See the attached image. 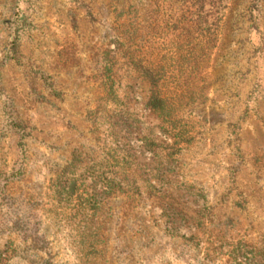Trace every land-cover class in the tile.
I'll use <instances>...</instances> for the list:
<instances>
[{"label":"rangeland","instance_id":"374dc122","mask_svg":"<svg viewBox=\"0 0 264 264\" xmlns=\"http://www.w3.org/2000/svg\"><path fill=\"white\" fill-rule=\"evenodd\" d=\"M169 2L0 0V264H264V4Z\"/></svg>","mask_w":264,"mask_h":264},{"label":"trees","instance_id":"16d2710c","mask_svg":"<svg viewBox=\"0 0 264 264\" xmlns=\"http://www.w3.org/2000/svg\"><path fill=\"white\" fill-rule=\"evenodd\" d=\"M170 1L169 11L176 12L175 20L169 24V29H180L182 36H187L190 40H186V45L191 42H195L194 46L200 47L199 52L202 56L199 59H203L205 48L202 44L209 43L210 49H213L217 45V34L220 28V23L224 16V11L227 7V0H161ZM263 4L264 0H248L247 9L250 17L254 21L255 18L252 13L256 10L259 17L263 16ZM262 42L260 45V51H264V29L260 32ZM196 63V67H197ZM150 104L153 108L157 107L162 110L165 115L168 112L162 107V97L158 98L152 96ZM159 104V106H158ZM155 106V107H154ZM162 113V114H163ZM167 122V121H166ZM170 124V122H169Z\"/></svg>","mask_w":264,"mask_h":264}]
</instances>
